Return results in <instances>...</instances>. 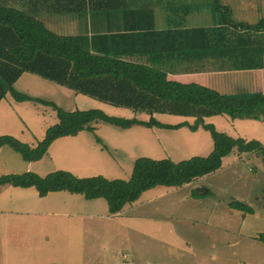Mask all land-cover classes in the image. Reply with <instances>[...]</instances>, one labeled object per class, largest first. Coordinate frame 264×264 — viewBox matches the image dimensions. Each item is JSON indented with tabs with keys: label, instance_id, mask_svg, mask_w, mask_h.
I'll list each match as a JSON object with an SVG mask.
<instances>
[{
	"label": "rangeland",
	"instance_id": "rangeland-1",
	"mask_svg": "<svg viewBox=\"0 0 264 264\" xmlns=\"http://www.w3.org/2000/svg\"><path fill=\"white\" fill-rule=\"evenodd\" d=\"M194 1L197 8L188 23L209 25L219 21L220 13L213 1ZM218 1L230 9L236 21L254 24L264 17V0ZM236 83L243 89L235 90ZM242 83V79L231 81L228 93L238 96L258 89ZM14 88L50 100L65 110L95 108L110 116L148 118L145 113L77 94L31 73H23ZM194 120L192 117L189 121L193 124ZM56 122V113L49 106L17 102L9 93L0 101V135L9 134L28 144L35 143L43 138L45 129ZM204 122L230 136L264 138L263 121L222 114L206 117ZM93 123L91 130L68 139L62 137L48 155L36 162L25 161L19 153L4 146L0 151V176L14 170H33L44 176L55 167L67 168L64 170L79 176L103 175L108 179L128 180L135 159L143 155L153 159L169 158L178 163L191 156L205 157L213 148L212 137L203 128L192 130L182 126L175 132L142 125L122 129L102 121ZM48 156H53L55 163ZM9 157L13 164L9 163ZM27 165L31 170H27ZM196 182L199 187L193 189V196L206 198L195 205L193 202L197 200L184 199L182 204L170 207L174 217L165 222L168 227L180 228L182 233L177 236L186 241L176 250L158 244L150 247L139 231L142 227L124 215H111L103 198L87 200L66 191L39 196L33 187L5 185L0 189V213L6 212L4 220L0 219V264H192L196 259L210 263L215 259L225 264H264V243L254 239L259 232H264L262 154L253 152L250 159L241 160L236 168L206 175ZM203 189L208 190L201 193ZM188 191L189 188L182 187L169 195L181 198ZM233 199L250 206V212L243 211L244 219L242 212L236 214L237 209H232L229 216L227 207ZM164 201L156 204L162 205ZM163 208L167 207L163 205ZM177 211L183 215H178Z\"/></svg>",
	"mask_w": 264,
	"mask_h": 264
},
{
	"label": "trees",
	"instance_id": "trees-1",
	"mask_svg": "<svg viewBox=\"0 0 264 264\" xmlns=\"http://www.w3.org/2000/svg\"><path fill=\"white\" fill-rule=\"evenodd\" d=\"M209 1L215 3L220 13L217 25L176 30L186 37L184 49L190 50L189 44H196L195 48L200 49L230 50L235 55L230 61L237 67L264 66V17L254 24L234 22L227 6L221 5L218 0ZM64 11L71 9L65 5L58 12ZM138 30L131 26L129 33H122L119 37L129 36L130 40L138 38L140 41L148 37L149 27ZM189 34L195 35L197 42L191 40L189 43ZM112 36L97 37L110 41ZM115 48L108 42L104 46L94 47L84 34H58L31 12L11 5L9 0H0V101L9 93L17 102L49 106L57 116V122L46 128L43 138L35 146L3 134L0 135V148L8 146L25 161H37L45 155L54 140L91 130L92 122L102 121L120 128L133 125L164 129L182 126L192 130L203 128L212 137V151L205 157L192 156L178 163L169 158H136L128 180L108 179L103 175L78 177L67 170L58 169L44 176L31 171L2 175L0 187L5 184L20 188L33 187L39 196L66 191L80 194L87 200L103 198L108 212L114 214L157 185L181 186L216 171L221 166L222 158L233 150L239 153L259 152L264 158V146L258 141L234 138L204 122L206 117L222 114L230 118L264 121V93L232 96L197 83L169 79L165 72L122 57L135 51H146L138 49L136 43L119 50ZM23 73L35 74L77 94L128 108L132 112L145 113L148 120L110 116L95 108L65 110L50 100L16 90L14 84ZM154 113L192 116L195 120L193 124H167L157 120ZM228 204L244 212L251 210L248 204L236 199ZM254 239L264 243V232H259Z\"/></svg>",
	"mask_w": 264,
	"mask_h": 264
},
{
	"label": "crops",
	"instance_id": "crops-1",
	"mask_svg": "<svg viewBox=\"0 0 264 264\" xmlns=\"http://www.w3.org/2000/svg\"><path fill=\"white\" fill-rule=\"evenodd\" d=\"M9 2L17 8L31 12L36 17L43 20L51 30L58 34L87 35L94 47H100L101 45L104 46L105 43L108 42L111 43L113 47H117L115 49L119 50L126 46L131 47L136 43L138 49L143 48L146 51H135L132 54H127L122 57L127 61L142 63L165 72L169 79L184 83H197L226 95H231L227 91L231 81L239 82L242 79V85L249 83L258 88L257 91L254 92L264 93V66L252 68L237 67L230 61V58L232 59L235 57L233 51L230 50L217 48L200 49L195 48L196 44H189L190 48H192L190 50L184 49L186 37L183 33L176 32V30L199 27L210 28L217 25V23L208 25L206 22H202V24L188 23L187 20L191 21L194 18L191 19V14H193L194 10L197 8V3H195L194 0H9ZM65 5L70 7L71 11L58 12L60 9H63ZM232 19L234 22H244L236 21L233 16ZM131 26L132 28H136L137 32L140 28L149 27L150 30L148 32V37L141 39V41L138 38L130 40L129 36L119 37L122 33H129L128 31H130ZM169 32L170 34L168 35ZM100 35L114 36L110 38V41H107L106 39L102 40V38L97 37ZM187 36H189V43L192 42L191 40L197 42L195 35L189 34ZM244 52L247 53L248 51ZM245 73L246 75L242 76V74ZM237 89L240 90L243 89V87L236 83L235 90ZM153 115L160 122L167 124H178L182 122L191 124L189 120L192 118V116L165 113H154ZM253 120L257 121V119ZM259 121L262 122V120ZM178 129L172 130L177 132ZM21 134L23 135V130ZM65 137L68 139L71 136ZM237 137L240 136L234 138ZM61 138L62 137L54 140L50 144L44 156L51 152L55 142H59ZM241 138L244 137L241 135ZM249 138L244 139L255 140L264 145V138L261 139L257 136H250ZM37 142L38 141L30 143L29 145L35 146ZM96 142L99 144V140ZM3 147L0 148V151ZM60 147H63V145ZM252 153L253 152L239 153L236 150H233L222 158V163L219 169L206 175L217 174L223 172L225 169L236 168L241 160L250 159ZM142 157L149 156L143 155ZM225 157L226 159L224 160ZM48 158L55 163L53 156H48ZM12 160L13 159L9 157V163L13 164ZM26 168L27 170H31L30 165H27ZM62 169L64 170L67 168ZM54 170H58V168L54 167L52 171ZM23 172L27 171L14 170L13 172H4L3 175ZM31 172L37 173L33 170H31ZM74 175L78 177L90 176H79V174ZM206 175L197 177L191 182L181 186L157 185L144 191L136 201L125 205L119 212L111 215H124V218L134 220L138 226L142 227L139 231L141 235L144 236L146 243L149 242L150 247H154L158 244L162 248L167 246L169 250L179 249L180 243H186V241L180 240L177 236L178 233H182L180 228H172L165 225L167 219L174 217L173 214H170L173 213L172 210H170V207L180 203L182 204L185 201L184 199L189 200V202H191L190 200H197L193 202V205H195L198 200H204L206 198L205 196L201 199H198L197 196H193V193L195 192L193 189L199 187L196 185V180H201V178ZM5 185H2L0 189ZM182 187L189 188V191L183 197L176 198L173 195H169ZM202 188H200V191ZM207 190L208 189H203V193ZM141 198H144V201H140ZM163 199L165 201L162 205L156 204L159 200ZM163 205L167 208H163ZM227 208V212L230 216L233 208ZM241 212L244 219L245 215L243 214V211L239 210V213L236 214H241ZM5 213L6 212L0 213V219L2 221L4 220L3 214ZM176 213L178 215H180V213L183 215L181 211H177ZM224 227H226V225H224ZM228 229H231L230 225H228ZM132 230L133 229H130V231ZM214 261L215 264H225L222 260L214 259ZM213 262L210 263L208 260L196 259L192 261V264H213Z\"/></svg>",
	"mask_w": 264,
	"mask_h": 264
}]
</instances>
